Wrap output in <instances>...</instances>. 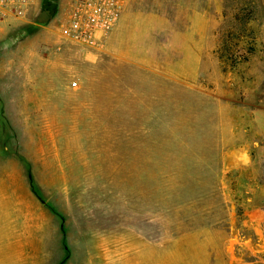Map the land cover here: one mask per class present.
I'll list each match as a JSON object with an SVG mask.
<instances>
[{"label": "rangeland", "instance_id": "rangeland-1", "mask_svg": "<svg viewBox=\"0 0 264 264\" xmlns=\"http://www.w3.org/2000/svg\"><path fill=\"white\" fill-rule=\"evenodd\" d=\"M69 1L0 44V189L38 264H264L223 165L264 141V0H129L98 47L56 34Z\"/></svg>", "mask_w": 264, "mask_h": 264}, {"label": "crops", "instance_id": "crops-1", "mask_svg": "<svg viewBox=\"0 0 264 264\" xmlns=\"http://www.w3.org/2000/svg\"><path fill=\"white\" fill-rule=\"evenodd\" d=\"M128 3L129 0L128 2L126 0L125 11ZM33 4L34 0H0V32L4 33L0 44L14 36L16 32L23 34L28 28L39 26L36 20L40 14L41 7L35 19L29 18ZM5 28L7 29L4 31ZM39 30L37 29L30 35ZM56 34L67 40L58 31H56ZM252 144H255V147L258 148L255 157L248 144L245 149L241 148L225 154L223 159V165L225 166L224 177L227 176L230 180H234L236 174H238L247 181V194L252 195L256 192V196L263 198L260 202L262 203L261 210L264 211V141H256ZM4 148L7 149L6 146ZM17 154L15 155L16 160ZM7 176L11 177L13 175L7 172L3 175L0 174V181L6 180ZM252 180L255 182L253 187L249 183ZM16 190H12V192ZM30 194L33 196V191ZM7 198L8 192L0 189V264H38L39 238L34 234L32 218L28 215V212L23 216H17L15 206L18 205L9 208ZM19 206H23V203L21 204L20 202ZM26 208L28 209L29 206H26Z\"/></svg>", "mask_w": 264, "mask_h": 264}, {"label": "built area", "instance_id": "built-area-1", "mask_svg": "<svg viewBox=\"0 0 264 264\" xmlns=\"http://www.w3.org/2000/svg\"><path fill=\"white\" fill-rule=\"evenodd\" d=\"M126 0H70L58 32L67 40L88 46H103L116 28Z\"/></svg>", "mask_w": 264, "mask_h": 264}, {"label": "trees", "instance_id": "trees-1", "mask_svg": "<svg viewBox=\"0 0 264 264\" xmlns=\"http://www.w3.org/2000/svg\"><path fill=\"white\" fill-rule=\"evenodd\" d=\"M58 2L59 0H42L41 11L36 20L39 25H47L52 21L58 12ZM31 28L30 34L37 30V27Z\"/></svg>", "mask_w": 264, "mask_h": 264}]
</instances>
